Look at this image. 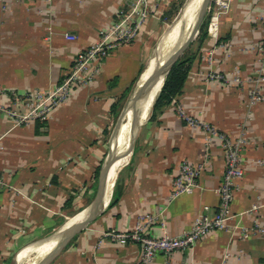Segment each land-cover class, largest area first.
<instances>
[{
  "label": "crops",
  "instance_id": "obj_1",
  "mask_svg": "<svg viewBox=\"0 0 264 264\" xmlns=\"http://www.w3.org/2000/svg\"><path fill=\"white\" fill-rule=\"evenodd\" d=\"M176 1L157 0L137 40L110 52L95 81L76 90L47 120L19 124L8 114H0L4 146L0 154V264H16V257L31 245L19 256L21 264L35 243L86 212L84 200L95 191L103 140L115 118L113 106L133 86L145 63L143 35ZM132 3L0 0V105L12 109L20 103L21 107L34 94L55 90L77 56L97 43L101 31L128 13ZM263 15L264 0H230L226 12L214 10L210 21L218 19V37H210L207 26V37L192 45L193 60L181 95L160 107L141 127L133 153L114 182L108 206L52 264H140L139 244L107 234L142 226L143 235L150 238L178 237L191 229L197 216L213 217L218 212L216 189L226 168L222 143L188 126L177 107L233 138L245 132V174L238 181L231 225L264 227V168L254 163L264 160V104L253 106L252 121L246 108L260 65L257 49L264 36ZM66 34L76 40H67ZM207 53H213L212 64ZM210 72L226 79H206ZM236 75L242 84L230 81ZM183 162L207 165L194 193L171 201L173 181ZM256 205L261 208L252 211ZM154 264H264V233L243 239L231 228L210 232L192 251L158 256Z\"/></svg>",
  "mask_w": 264,
  "mask_h": 264
},
{
  "label": "built area",
  "instance_id": "obj_2",
  "mask_svg": "<svg viewBox=\"0 0 264 264\" xmlns=\"http://www.w3.org/2000/svg\"><path fill=\"white\" fill-rule=\"evenodd\" d=\"M220 13L226 12L230 0H212ZM157 8V0H133L128 13L122 14L120 20L116 21L110 28L101 31L100 39L86 51L81 52L69 71L57 88L48 93H36L29 98L24 105L18 103L14 108L7 109L0 105V114H8L11 118L21 124L27 121H45L50 115L74 94L78 89L89 86L97 78L100 72V65L110 52L118 47L129 45L139 37L149 17L153 15ZM264 28V15L262 16ZM218 19L212 18L208 25V34L212 38L218 37ZM69 41H75V36L65 35ZM260 65L257 69V76L253 80V88L250 91L247 103V118L252 121L251 109L255 104H264V36L258 46ZM213 53H207V61L213 63ZM209 80H225L219 73L206 75ZM234 84H242L243 80L239 76H234L231 80ZM20 101V100H19ZM179 116L192 128L203 130L209 136L217 137L222 143V148L226 154V168L224 177L216 189L220 199L219 210L213 217L197 216L191 229L178 237L164 235L160 238H150L143 235L144 227L137 226L135 230L127 233H108L107 236L123 241L129 239L139 244L141 249L140 264H154L158 256H170L180 250L192 251L195 246L210 232L232 229L234 234H239L243 239L249 238L252 234L264 233V227L256 225L253 228L242 226L240 222L231 225L235 218L232 212V203L235 193L238 190V181L245 174L244 151L247 146V136L241 132L239 136L233 138L226 133L219 131L214 126L201 119L189 115L182 107H177ZM208 146V144H207ZM4 151L2 138L0 137V154ZM258 167L264 168V160L254 162ZM207 163L191 164L183 162L173 181V189L170 200H176L183 195H192L198 187V179L204 172ZM260 205L253 207L252 211H257ZM152 220V219H150Z\"/></svg>",
  "mask_w": 264,
  "mask_h": 264
},
{
  "label": "bare ground",
  "instance_id": "obj_3",
  "mask_svg": "<svg viewBox=\"0 0 264 264\" xmlns=\"http://www.w3.org/2000/svg\"><path fill=\"white\" fill-rule=\"evenodd\" d=\"M206 2L207 0H190L188 2V6L185 10V13H183V15L180 14V17L172 25L171 29L163 35L164 37H162L157 44L154 55L148 59L146 71L142 77L141 84H136V87L132 94V99L134 100L131 103L133 105L131 104L130 106V103H128L129 105L125 111L124 121L122 122L119 130H117L114 134V139L112 138V147L114 149V155H116L113 158V166L110 173L109 184L103 196L102 206H104L108 201V198L114 186V182L117 180L118 173L123 168L124 164L127 162V159L132 151L134 141L131 138V130L140 119L143 118L144 121L147 120V116L151 110V104L153 103L156 96L159 94V91L163 86L165 77L159 83V86L156 90V96H154L152 100L144 101L142 104L143 107H141L139 103L136 102L139 98V90H141L144 82L148 79L153 69L159 65L162 59H165L173 51H177L178 49H180L181 45H183L184 42H187V39L191 37L196 28L195 22L197 16L200 13L201 9L205 6ZM136 108L139 113L138 117H136L134 114ZM84 215L85 213L81 214L69 225L73 224L77 220H80ZM63 232L64 229L29 248L22 258V264H35L36 262L41 260L56 246Z\"/></svg>",
  "mask_w": 264,
  "mask_h": 264
},
{
  "label": "water",
  "instance_id": "obj_4",
  "mask_svg": "<svg viewBox=\"0 0 264 264\" xmlns=\"http://www.w3.org/2000/svg\"><path fill=\"white\" fill-rule=\"evenodd\" d=\"M190 0H187L182 11L180 12L181 15H183V13H185V10L188 6V2ZM210 1L211 0H207L205 6L201 9L200 13L197 16L196 22H195V31L194 33L191 35V37L187 40V42H184L183 45H181V48L178 49L177 51H173L171 54H169V56H167L165 59H162V61L159 63L158 66H156L153 71L151 72V74L149 75L148 79L144 82L141 90L140 94H139V98L136 102L139 103V105L141 107L144 101H149L152 100L154 96H156V90L159 86V83L162 81V79L164 78V82H163V86L159 91V94L156 96V98L154 99L153 103L151 104V110L150 113L147 116V120H143L140 119L132 128V140L134 141L133 144V148H132V152L134 150V146L137 140V136L139 133V130L141 129V127L147 123L154 112V105L157 101V99L159 98L162 89L164 87L165 81L167 76L169 75L171 69L173 68V66L181 59V57L183 56L184 52L189 48L190 43H192L195 38L197 37L198 33H199V28L202 24V21L205 17V14L207 12V8L210 5ZM179 14V15H180ZM164 37V36H163ZM146 67L147 65L144 67L139 79H138V83L141 84V80L142 77L146 71ZM141 86V85H140ZM133 94V93H132ZM134 99H132V95L128 101V103H130L131 106V102H133ZM135 102V103H136ZM126 105L125 109L122 112V116L120 119V122L114 132V134L116 133L117 130H119V128L121 127V120L123 118H125V111L128 107V104ZM133 105V104H132ZM142 111V110H141ZM135 116L138 117L139 113L137 111L134 112ZM113 134V135H114ZM115 137V136H114ZM114 139V138H113ZM113 139H111L110 142V146H109V152L108 155L106 156L102 169H101V173H100V177H99V181H98V188L96 191V194L94 196L93 202L91 203V205L85 209V215L80 219L77 220L76 222H74L71 225H66L64 228V232L61 235L58 243L56 244V246L48 253L46 254L41 260H39L38 262H36L35 264H52L61 254L62 252L68 247V245L74 240V238L80 234L84 229L87 228L88 225H90L91 223H93L102 213L103 211L106 209V207L108 206L111 197L108 201L107 204H105L104 206H102V200H103V196L105 193V190L107 189V186L109 184V179H110V173H111V169H112V164H113V158L115 157L114 155V149L112 147V143H113ZM122 158V157H120ZM78 215L74 216L77 217ZM17 264V263H16Z\"/></svg>",
  "mask_w": 264,
  "mask_h": 264
},
{
  "label": "rangeland",
  "instance_id": "obj_5",
  "mask_svg": "<svg viewBox=\"0 0 264 264\" xmlns=\"http://www.w3.org/2000/svg\"><path fill=\"white\" fill-rule=\"evenodd\" d=\"M187 0H178L176 1L173 5L169 6L168 9H166L165 11L161 12L160 15L158 16V18L156 19V21L154 22L153 25H151L147 30V33H144L143 38H144V42L147 46L146 49V55H145V63L143 65V67H145L147 65V61L148 59L154 55L156 47L158 42L160 41V39L163 37V35L171 29L172 25L178 20V18L180 17V12L182 11L185 3ZM216 9V6L212 3V0L210 1V5L207 8V12L205 14V17L202 21V24H204L205 22H207L208 20V24L209 21L211 19L212 13H214V10ZM152 16V15H151ZM151 16L149 17V19L151 18ZM148 19V20H149ZM148 22V21H147ZM146 22V23H147ZM201 24V26H202ZM200 26V28H201ZM200 28H199V33L197 35V37L195 38V40L190 43L189 48L184 52V54L191 49L192 45L197 41V38L200 34ZM189 39V38H188ZM187 39V40H188ZM183 54V56H184ZM182 58V57H181ZM138 82H135V84L132 87V90L130 92H126L122 101L120 102V110L118 115L112 120V123L109 127V129L106 132V135L104 137L103 140V145H104V150L102 153V158H101V162H100V169H99V175H98V180L95 186V191L92 194V196H90L88 199L84 200V204L86 205L85 207H89L91 205V203L93 202L94 196L96 194L97 188H98V181H99V177H100V173H101V169L104 163V160L106 158V156L108 155L109 152V146H110V142L111 139L113 138V134L120 122L121 116H122V112L125 109L135 87L136 84ZM124 121V118L121 120V124ZM113 193V192H112ZM108 202V201H107ZM106 202V204H107ZM84 208H81L80 211H82ZM71 220V219H70ZM68 221V220H67ZM67 221L63 224V226H65L67 224ZM62 226V227H63ZM60 229V228H59ZM51 237V236H50ZM49 238V237H48ZM46 239V238H45ZM44 239V240H45ZM43 241V240H42ZM36 244V243H35ZM34 245V244H32ZM31 246V245H30ZM28 246V247H30ZM27 247V248H28ZM24 248L21 252L20 255L27 249ZM19 255V256H20ZM19 256L16 257V263L18 264V260H19ZM20 264V263H19ZM22 264V262H21Z\"/></svg>",
  "mask_w": 264,
  "mask_h": 264
},
{
  "label": "trees",
  "instance_id": "obj_6",
  "mask_svg": "<svg viewBox=\"0 0 264 264\" xmlns=\"http://www.w3.org/2000/svg\"><path fill=\"white\" fill-rule=\"evenodd\" d=\"M207 26H208V20H207V22L202 24V26L200 28V34H199L197 40H203L207 37ZM192 60H193V57L190 55V50H188L184 54V56H182V58L173 66L169 75L166 78L162 92H161L159 98L157 99V101L154 105L153 114L160 107L171 104L173 99H175L176 97L181 95V93L183 91V87L185 85V82L188 78V74L190 71V65H191ZM143 69H144V67L141 68V70L139 72V77H140ZM139 77L137 78V80L135 82H138ZM132 87H130L126 92H130L132 90ZM123 97L121 98L120 102L122 101ZM120 102L118 105L113 106L112 111H113V114L115 115V117L119 113L120 106H121ZM99 169H100V166L96 170V174H95V178H94L96 183L98 180ZM112 203H114V200Z\"/></svg>",
  "mask_w": 264,
  "mask_h": 264
}]
</instances>
